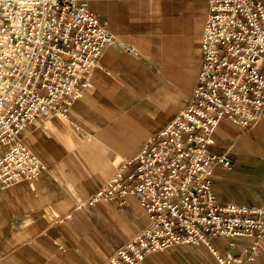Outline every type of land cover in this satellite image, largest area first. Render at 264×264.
I'll use <instances>...</instances> for the list:
<instances>
[{
  "label": "built area",
  "instance_id": "2783aa9c",
  "mask_svg": "<svg viewBox=\"0 0 264 264\" xmlns=\"http://www.w3.org/2000/svg\"><path fill=\"white\" fill-rule=\"evenodd\" d=\"M203 1L209 14L190 105L75 208L102 203L126 208L134 197L149 216L147 227L104 264H140L178 246H205L218 264L254 262L261 254L264 206L218 202L215 170L233 163L210 148L224 120L243 131L264 122V0ZM114 42L107 23L79 0H0L1 185L42 176L46 166L25 134L84 97L92 71ZM213 238L243 245L222 256Z\"/></svg>",
  "mask_w": 264,
  "mask_h": 264
},
{
  "label": "crops",
  "instance_id": "0c3cea01",
  "mask_svg": "<svg viewBox=\"0 0 264 264\" xmlns=\"http://www.w3.org/2000/svg\"><path fill=\"white\" fill-rule=\"evenodd\" d=\"M79 2L107 23L115 42L92 71L84 97L25 134L46 170L36 181L0 184V264H104L147 227L149 216L134 197L126 208H75L188 107L198 86L205 1ZM214 139L210 152L233 163L215 170L218 202L264 206V122L243 131L224 120ZM211 244L225 256L243 242L213 238ZM140 264L218 262L205 246H178ZM244 264H264V244L258 259Z\"/></svg>",
  "mask_w": 264,
  "mask_h": 264
}]
</instances>
